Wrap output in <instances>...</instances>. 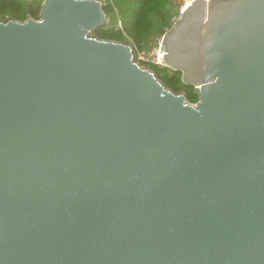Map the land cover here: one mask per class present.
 Instances as JSON below:
<instances>
[{
    "label": "water",
    "instance_id": "95a60500",
    "mask_svg": "<svg viewBox=\"0 0 264 264\" xmlns=\"http://www.w3.org/2000/svg\"><path fill=\"white\" fill-rule=\"evenodd\" d=\"M106 0L0 20V264H264V0H193L160 57Z\"/></svg>",
    "mask_w": 264,
    "mask_h": 264
},
{
    "label": "trees",
    "instance_id": "16d2710c",
    "mask_svg": "<svg viewBox=\"0 0 264 264\" xmlns=\"http://www.w3.org/2000/svg\"><path fill=\"white\" fill-rule=\"evenodd\" d=\"M110 23L96 32L100 38L133 41L141 44L158 27L164 34L170 24L172 0H106ZM41 2L35 0H0V20L12 17L25 20L29 15L38 18ZM121 22L123 29L117 28ZM169 88L184 91L191 102H197L194 86L185 84L182 72L169 67L151 65Z\"/></svg>",
    "mask_w": 264,
    "mask_h": 264
},
{
    "label": "built area",
    "instance_id": "2783aa9c",
    "mask_svg": "<svg viewBox=\"0 0 264 264\" xmlns=\"http://www.w3.org/2000/svg\"><path fill=\"white\" fill-rule=\"evenodd\" d=\"M35 1L41 2V5H42L44 0H35ZM192 1L185 2L184 5L180 8V11H179L180 14L175 19V22H174L173 26L179 20V18L181 16V13H182V10L187 5H190L192 3ZM119 23H120L119 24V28L123 29V26H122L121 22H119ZM162 39H163V36H162L160 42L158 43V46H156L152 51L140 50L138 48H135L137 61L140 62L143 66L150 67V68H151V65H157V66H160V67H169L167 62L165 61V59L160 57ZM194 103H196V102H194Z\"/></svg>",
    "mask_w": 264,
    "mask_h": 264
},
{
    "label": "rangeland",
    "instance_id": "374dc122",
    "mask_svg": "<svg viewBox=\"0 0 264 264\" xmlns=\"http://www.w3.org/2000/svg\"><path fill=\"white\" fill-rule=\"evenodd\" d=\"M192 1V0H172L173 8L170 11V24L166 27L168 32L170 29H172L173 24L175 22V19L179 16L180 8L184 5L185 2ZM118 23V27L119 28ZM159 28H156V31L152 33L149 37H147L143 43L138 44L134 43L133 41L129 40L128 42L132 43L135 48H138L140 50H146V51H152L156 46H158V43L160 42L162 36V32L158 31Z\"/></svg>",
    "mask_w": 264,
    "mask_h": 264
}]
</instances>
